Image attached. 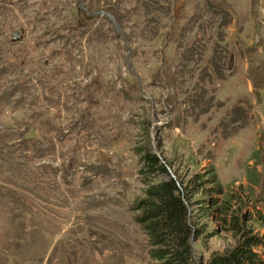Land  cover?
Returning a JSON list of instances; mask_svg holds the SVG:
<instances>
[{
	"label": "rangeland",
	"instance_id": "rangeland-1",
	"mask_svg": "<svg viewBox=\"0 0 264 264\" xmlns=\"http://www.w3.org/2000/svg\"><path fill=\"white\" fill-rule=\"evenodd\" d=\"M76 1L0 0V264H152L140 147L264 210V0Z\"/></svg>",
	"mask_w": 264,
	"mask_h": 264
},
{
	"label": "trees",
	"instance_id": "trees-1",
	"mask_svg": "<svg viewBox=\"0 0 264 264\" xmlns=\"http://www.w3.org/2000/svg\"><path fill=\"white\" fill-rule=\"evenodd\" d=\"M136 150L143 188L133 219L147 238L152 264H264V229L259 232L250 224H264V210L248 202L255 198L249 200L247 191L242 196L237 189L224 188L211 171L185 180L173 176L149 148ZM210 221L217 223L210 235L228 231L234 242L197 261L190 241L197 240Z\"/></svg>",
	"mask_w": 264,
	"mask_h": 264
},
{
	"label": "water",
	"instance_id": "water-1",
	"mask_svg": "<svg viewBox=\"0 0 264 264\" xmlns=\"http://www.w3.org/2000/svg\"><path fill=\"white\" fill-rule=\"evenodd\" d=\"M76 8L78 10H84L86 12V14H85L86 16H92V15L98 14L100 16L105 17L106 19H108L111 22L112 27L115 31L123 32L122 28L116 22L114 15L111 12H109V10L106 9L105 7L91 9L88 6H86L85 4L81 3L80 0H77L76 1ZM18 36L19 35L15 31L11 32V36H10L11 39L17 38ZM232 63H233L232 54H230L228 57V61H227V68H229L232 65ZM190 243H191V241H190Z\"/></svg>",
	"mask_w": 264,
	"mask_h": 264
},
{
	"label": "bare ground",
	"instance_id": "bare-ground-1",
	"mask_svg": "<svg viewBox=\"0 0 264 264\" xmlns=\"http://www.w3.org/2000/svg\"><path fill=\"white\" fill-rule=\"evenodd\" d=\"M84 15L86 14V12L84 10H80ZM86 16V15H85Z\"/></svg>",
	"mask_w": 264,
	"mask_h": 264
},
{
	"label": "flooded vegetation",
	"instance_id": "flooded-vegetation-1",
	"mask_svg": "<svg viewBox=\"0 0 264 264\" xmlns=\"http://www.w3.org/2000/svg\"><path fill=\"white\" fill-rule=\"evenodd\" d=\"M84 15V14H83Z\"/></svg>",
	"mask_w": 264,
	"mask_h": 264
}]
</instances>
